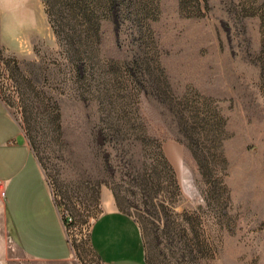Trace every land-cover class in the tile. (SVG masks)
Here are the masks:
<instances>
[{"label":"rangeland","instance_id":"1","mask_svg":"<svg viewBox=\"0 0 264 264\" xmlns=\"http://www.w3.org/2000/svg\"><path fill=\"white\" fill-rule=\"evenodd\" d=\"M46 1L53 28L0 31V100L63 219L55 264H101L110 209L147 264H264V0H91L95 30ZM3 200L0 264H51L20 256Z\"/></svg>","mask_w":264,"mask_h":264},{"label":"crops","instance_id":"2","mask_svg":"<svg viewBox=\"0 0 264 264\" xmlns=\"http://www.w3.org/2000/svg\"><path fill=\"white\" fill-rule=\"evenodd\" d=\"M16 1L9 0L1 10V35H36L37 11L44 15L50 28L41 0ZM3 24L7 25L5 31ZM0 182L4 184L3 211L20 256L34 263L55 264L70 259L72 248L63 219L42 170L1 100ZM89 244L101 264H147L139 224L118 209L106 210L93 221Z\"/></svg>","mask_w":264,"mask_h":264},{"label":"trees","instance_id":"3","mask_svg":"<svg viewBox=\"0 0 264 264\" xmlns=\"http://www.w3.org/2000/svg\"><path fill=\"white\" fill-rule=\"evenodd\" d=\"M41 1L44 4L45 11H46V14L48 17V22L50 24V28H53V26L50 23V17H51L50 15L52 13L50 5L48 4V2L46 0H41ZM90 3H91V0H68L67 3L65 2L64 4H61V7L64 10V12L69 11V14H71V15L73 14V16L76 14L75 12L77 10L82 12V15L87 18L88 22H90L91 28L95 30V29L99 28V25L97 23L99 21V19L97 20V18L94 16L95 13H93L91 10V7H89ZM102 4H103V2H102Z\"/></svg>","mask_w":264,"mask_h":264},{"label":"built area","instance_id":"4","mask_svg":"<svg viewBox=\"0 0 264 264\" xmlns=\"http://www.w3.org/2000/svg\"><path fill=\"white\" fill-rule=\"evenodd\" d=\"M3 186H4V184L2 182H0V190H3ZM3 195H4V191H3ZM68 220L71 221V218H68Z\"/></svg>","mask_w":264,"mask_h":264}]
</instances>
